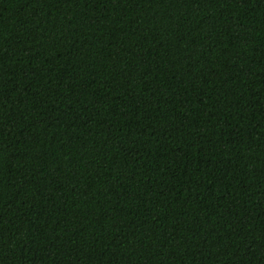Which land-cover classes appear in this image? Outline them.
I'll use <instances>...</instances> for the list:
<instances>
[{
  "label": "trees",
  "instance_id": "16d2710c",
  "mask_svg": "<svg viewBox=\"0 0 264 264\" xmlns=\"http://www.w3.org/2000/svg\"><path fill=\"white\" fill-rule=\"evenodd\" d=\"M0 264H264V0H0Z\"/></svg>",
  "mask_w": 264,
  "mask_h": 264
}]
</instances>
